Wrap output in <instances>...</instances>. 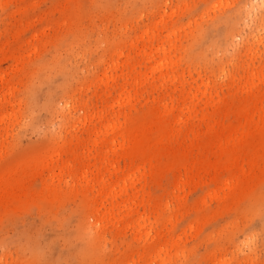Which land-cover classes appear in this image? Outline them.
<instances>
[{
	"label": "rangeland",
	"instance_id": "rangeland-1",
	"mask_svg": "<svg viewBox=\"0 0 264 264\" xmlns=\"http://www.w3.org/2000/svg\"><path fill=\"white\" fill-rule=\"evenodd\" d=\"M0 264H264V0H0Z\"/></svg>",
	"mask_w": 264,
	"mask_h": 264
}]
</instances>
